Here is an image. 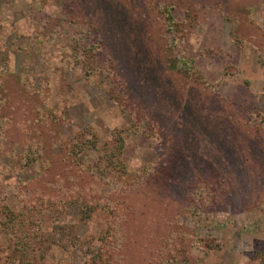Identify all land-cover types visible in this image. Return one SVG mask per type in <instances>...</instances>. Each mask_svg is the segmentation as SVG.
Masks as SVG:
<instances>
[{"label": "rangeland", "instance_id": "1", "mask_svg": "<svg viewBox=\"0 0 264 264\" xmlns=\"http://www.w3.org/2000/svg\"><path fill=\"white\" fill-rule=\"evenodd\" d=\"M0 264H264V0H0Z\"/></svg>", "mask_w": 264, "mask_h": 264}, {"label": "trees", "instance_id": "2", "mask_svg": "<svg viewBox=\"0 0 264 264\" xmlns=\"http://www.w3.org/2000/svg\"><path fill=\"white\" fill-rule=\"evenodd\" d=\"M123 144V142L121 141V145ZM120 147V146H119ZM121 149V147H120ZM114 150V149H113ZM113 153H110V156H108V161L110 163L106 164L105 166L101 167H97L98 168V172H100V174H104L105 172H108L110 170H112V167H110L109 164L113 163L114 166H120L119 163V159H118V154L115 157H112ZM107 158V157H106ZM108 166V167H107ZM120 169V167H119ZM25 227H26V223L17 219H13L10 218L9 222L6 224V232H8L9 237H11V240L13 241L16 249L20 252L19 256H29L30 252L28 251V246H26L27 238L29 237L28 235L26 236V231H25Z\"/></svg>", "mask_w": 264, "mask_h": 264}]
</instances>
